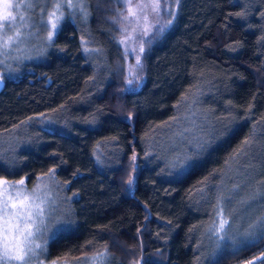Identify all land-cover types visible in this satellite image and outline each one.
<instances>
[{
    "label": "trees",
    "instance_id": "16d2710c",
    "mask_svg": "<svg viewBox=\"0 0 264 264\" xmlns=\"http://www.w3.org/2000/svg\"><path fill=\"white\" fill-rule=\"evenodd\" d=\"M86 3V18L64 15L41 61L22 62L0 84V135L34 117L0 150V178L30 184L54 168L69 198V223L48 237L44 257L107 246L115 264L141 255L152 264H243L264 251L260 239L207 255L205 233L221 196L238 232L264 214V0H168L175 18L161 11L162 24L173 22L146 43L135 92L121 91L112 0ZM82 36L99 51L85 52ZM195 126L206 129L205 147L188 151L194 166L173 168L162 148ZM245 138L239 162L225 164Z\"/></svg>",
    "mask_w": 264,
    "mask_h": 264
},
{
    "label": "snow or ice",
    "instance_id": "6c2138e0",
    "mask_svg": "<svg viewBox=\"0 0 264 264\" xmlns=\"http://www.w3.org/2000/svg\"><path fill=\"white\" fill-rule=\"evenodd\" d=\"M117 2L124 5L123 8L116 9V16L111 17L113 23L119 26L117 42L124 46L125 55L128 54L129 50L135 54V65H129L128 75L123 79L124 88L121 91L135 92L140 87L142 79L137 74L136 69L142 68L141 55L145 51L144 38L148 37L154 29H156L157 34L163 33L165 28L172 24V19L165 21L163 24L161 23L160 14L162 10L167 11L173 19L176 13L174 10H169L171 6L168 4V0H163V9L162 0H117ZM179 3L180 0H175L176 5ZM65 5L69 9H78L85 16L88 14L84 7V0H51L50 11H46L44 8L41 9V12L46 14L47 17L45 20L42 15L41 19V23L47 29V35L44 38L47 46H54L52 44L53 38L61 21L65 18L63 12ZM24 6L31 8L34 5L29 2ZM21 7L22 4L14 3V0H0V64H5L11 52H19L21 50L20 45L24 44L33 35L31 31L21 30L31 27L28 18L23 14L17 16L13 12V9H15L16 13H19ZM236 15L243 16L244 13H236ZM17 20L19 21L18 25ZM157 25H159L158 28ZM81 43L85 52L99 51V49H89L83 36L81 37ZM12 58L19 59V57ZM3 78V75H0V81H3ZM182 99H187V97ZM40 115L43 116L44 114L41 113ZM127 118L131 120L132 113H128ZM33 119L34 117H28L20 124H27ZM19 126L15 125L14 127L18 128ZM226 132L227 129H224L221 135H225ZM249 144H251V140L245 138L241 148L237 149L229 157V160L225 161V164H228L229 161L238 163V157L245 154L243 148ZM205 145L206 142L197 141L196 148L203 149ZM94 155L97 162L102 163L103 153L100 150L99 143L94 149ZM196 155H199V153L197 152ZM130 159L134 166L135 154ZM189 161H193V164H189ZM171 166L182 171L186 167L194 166V157L186 154L177 155ZM54 173L55 169L52 168L49 169L48 173L38 177L39 182L31 191L24 188V178L17 181L0 178V264H30L37 255V250L43 249L47 244V239L44 240V245L37 243V239L44 238L63 218L64 213H60L58 216L53 215L56 213V209L53 207L55 201L51 198L49 185L43 182L44 177H50ZM207 179L205 177L204 181H207ZM123 182L131 186L133 176L129 174ZM223 201V196L218 198L214 218L205 228V233L208 235L209 240L213 242V247L207 255L216 256L218 251L228 250L229 248L235 254L240 250L239 245L246 247L252 244L254 246L258 240L264 239V214L257 216L243 232H238L234 228V212L226 211ZM243 203H248V201H243ZM91 244V241L87 242V245ZM110 259L111 254L105 246L103 250L95 251L91 255L85 252L80 256L69 258L68 254H65L63 257L52 260L51 264H110ZM198 261H200L199 257ZM134 264H152V262L141 255L140 258L134 261ZM243 264H264V251H260L258 255L252 256L251 259L244 260Z\"/></svg>",
    "mask_w": 264,
    "mask_h": 264
},
{
    "label": "rangeland",
    "instance_id": "374dc122",
    "mask_svg": "<svg viewBox=\"0 0 264 264\" xmlns=\"http://www.w3.org/2000/svg\"><path fill=\"white\" fill-rule=\"evenodd\" d=\"M32 3L34 6L31 8L25 7L24 5L27 3ZM87 0H84V7L87 11ZM14 3H21L22 7L20 9L19 13H16L15 9H13L14 14L19 16V14H23L26 18H28V23L31 25L30 28L21 29L22 31H31L33 35L27 39V41L20 45V51L19 52H11L10 57L8 60L5 61V64H0V75L4 76H13L15 73H17L19 66L22 64V62L29 61V62H37L41 61L44 58V54L47 49V44L45 42V37L47 35V29L44 27V25L41 23L42 15L43 18L46 20V14H43L41 12V9L44 8L46 11L51 10V0H14ZM124 5L121 3H118L117 0H112V12L110 14V17L108 18V21L110 25L115 29V37L118 40L119 37V26L115 23H113L111 17L116 16L117 12L116 9L123 8ZM64 15L70 17L71 19H77L81 18L84 19L87 16H85L81 11L78 9H69L65 5L63 9ZM162 18V12L160 14V20ZM19 24V21L17 20V25ZM157 28L159 25L156 26ZM156 29L153 30V32ZM152 32V33H153ZM152 33L148 37H145V46L146 43L151 38ZM11 34V32H9ZM120 45V44H119ZM121 48V54H122V61L125 67V76L128 75L129 65H135V54L132 53L131 50H129L128 54H124V46L120 45ZM12 57H19V59H13ZM10 66V67H9ZM140 68L136 69L137 74L139 75ZM2 81H0L1 84ZM48 121V120H47ZM52 121H48L47 123H50ZM33 123H35L33 121ZM30 124V123H29ZM28 125L20 124V126L14 127L12 130H10L8 133L0 135V150L5 147L10 146L12 143L16 142L20 139L22 133H26V128ZM181 138L184 139V142H180L175 145L171 146H165L163 147V154L167 155L169 163H172L173 160L177 155H187L189 150H192L193 152H196L198 149L196 148L197 141H205L206 136V129H203L201 127L195 126L192 129H189L185 131L183 134H181ZM42 175L37 176L30 184H25L24 188L28 191H31V189L39 182L38 177H41ZM9 181H17V180H9ZM44 183H47L49 185V188L51 190V198L55 201V204L53 207L56 209V213H54V216H58L60 213H64L63 218L61 219L60 223L56 224L52 231L47 233L44 238H38L37 243H40L44 245V240L48 239V237L53 234L55 231L67 226L69 223V198L64 193L62 185L52 176L50 177H44L43 179ZM14 195V193H12ZM46 251V246L43 249L37 250V255L32 259L30 264H51L52 260L55 259H46L44 257ZM94 253V252H92ZM92 253H88L91 255ZM110 264H115V261L113 262L112 259H110Z\"/></svg>",
    "mask_w": 264,
    "mask_h": 264
}]
</instances>
